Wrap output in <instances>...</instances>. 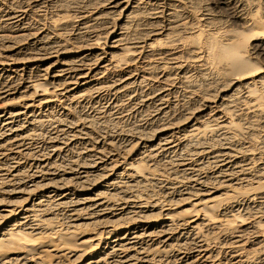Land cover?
<instances>
[{
	"label": "bare ground",
	"instance_id": "bare-ground-1",
	"mask_svg": "<svg viewBox=\"0 0 264 264\" xmlns=\"http://www.w3.org/2000/svg\"><path fill=\"white\" fill-rule=\"evenodd\" d=\"M233 1L244 12L255 15L258 13V6H260L258 2L261 0ZM187 3H189L188 0H108L109 11H102L104 14L99 12L101 15H95L93 25H88L91 26L90 28H99L103 26L106 17L109 19V16L111 18L116 14L120 15L117 26L112 32H108L109 37L104 44L106 48H102L98 42L90 43L84 39L73 46H68L65 42L52 41L51 32L56 33L71 25L66 23L68 20L65 22L60 19L62 21L60 24H48L51 31L49 36L44 33V35H35L33 39L42 44L39 52L45 50L51 54L49 63L42 61L48 60L46 57L44 59L38 57L44 54L39 52L34 60L18 59L16 51H13V54L4 53V59L0 58V80L6 82H4L5 86L15 78V75L17 77L20 72L24 73L26 70L28 74L38 70L37 73L41 75H36L39 78L42 76L39 85L37 84L39 79L37 82L30 81L31 79L27 82L25 91L31 92L30 96L25 93L19 99H12L17 89L10 88H4L0 93V97L7 101L0 109V157L3 159L6 157V160L10 156L15 159V156L22 151L27 153L28 143L36 141L39 132L41 134L43 131V128L37 129L35 126L40 124L43 127L48 124L49 118L46 121L43 119L50 116L44 113L43 117L37 119L35 117L37 115L33 116L36 110L60 103L68 111L67 107L77 100L82 102L87 97L94 96L100 89L103 88L102 91H104L105 86L100 87L104 83L108 84L107 91L115 97L124 99L131 97L128 98L130 100L135 97L136 83L144 86L149 82L152 88L148 87L150 90L147 93L141 95V91H137L141 105L146 102H156L160 108L158 111L154 109L157 113L153 118L150 114L148 115L152 118L149 127L144 129V127L136 126L138 129L135 132L139 140L137 139L138 142H135V145L125 143L123 147L118 146L117 142H113L112 136L107 138L105 133L102 138H107L108 143L105 142V145L111 148L106 150L103 148L98 152L94 151V146H91L92 150L87 144L80 142L86 139V137L84 139L85 135L88 139L94 137L89 132L93 127L97 128L96 131L103 130V125L98 124L97 120L95 122L93 119L89 122V119H86L88 122L82 123L84 126L81 124L82 127H80L79 120L76 123L77 119L74 120L63 112L62 116L54 117L53 121L49 120L56 121L55 128L53 126L47 132L49 134L52 132L49 135V144L52 148V158L49 155L51 159L62 152L66 153L69 147L74 149L72 147L76 142L78 145L80 142L83 148L75 146L76 150H79V156L76 160L71 157L73 161L68 162L66 166L58 160L52 163L49 161L50 164L48 160H44L47 157L44 158L42 153L43 160H39L41 173L38 170L39 173H37L34 169L36 174H32V177L26 180L27 184L20 183L21 185L13 191L11 189V192H5L2 186L0 187L2 194H9L8 198L0 199V264H216L217 262L221 264L220 249L222 247L230 250L231 257H229L233 261L232 264H264V230L261 229L262 224L258 221L259 216L264 218V68L253 61L251 54L248 56L244 42L237 41L239 38L236 39L234 31L232 30L233 33L230 31L232 28L229 30L231 33L227 31L228 33L223 35L221 32L211 33L213 28H218L215 30L226 28L225 23L222 22V24L214 19L209 20L210 17L203 18L201 25L205 29H199L198 23L190 19L187 11L186 13L184 11L188 10L185 8ZM59 6L61 7L62 4ZM162 6H167V13L169 12L168 19L166 18L168 24L166 30H161V26L164 27L161 19L163 21L166 15L160 10ZM17 8L20 9L18 6ZM72 8L75 9V7ZM195 8L198 9L199 5ZM25 10L19 11L22 13ZM66 10L64 8L65 12L68 11ZM9 11L8 21L19 22L21 19L19 11ZM261 11L262 19H264V8ZM250 13L249 16H253ZM256 18L249 21L247 18L250 29L245 32L246 35H253L252 38L257 36L254 34L258 25ZM53 19L52 22H54ZM258 34L261 35V32ZM22 35L20 34L17 38L19 44L20 39L24 40L26 37L22 38ZM29 37L31 39V35ZM6 39L0 36V43L6 42ZM7 40L9 43L10 40ZM108 41L109 44H107ZM68 48L71 49L67 50ZM62 49L66 50L61 51ZM32 52L30 53L34 54ZM255 55L258 57L257 54ZM192 70L203 76L205 80L202 83L199 82L200 84L191 80L188 74ZM32 76L30 75L31 78ZM157 78L161 83L154 85ZM20 80L23 81V79ZM178 80L186 95L184 104L182 103L184 107H181L183 111L181 110L180 114L179 108L177 114L174 111L175 107L174 110L171 106L162 107L166 102L169 105L168 98L174 91V94H178L180 88V85L178 88ZM18 82L19 78L17 84H20ZM44 87L46 88L39 90ZM146 104L149 106L151 103ZM111 105L110 108L116 106ZM59 108L61 110L60 106ZM121 117L124 116L120 115L119 118ZM97 119L101 120L100 116ZM24 122L29 125H22ZM126 129L129 131V128L126 127ZM62 135L65 143L59 142ZM122 149L129 153L121 160L117 158L119 155L115 156L114 153ZM76 153L78 154L77 151ZM205 156L210 157L212 163L204 161ZM209 170L215 173L209 175ZM10 173L12 180L20 176L16 171H11V168ZM6 179L8 181L5 182H11L10 178L6 177ZM7 184L5 183L6 186ZM153 192L156 195H153ZM216 194H220L217 195L220 197L217 199L222 198L226 202L225 206L217 208L215 212L203 208L201 210L203 213H200L197 208L206 200H215ZM13 195H20L21 198L12 199ZM157 195L162 197L158 198ZM181 203L183 206L185 203L190 204L192 210L188 209L189 211L182 215L177 214L173 206ZM70 206L72 209L70 208L67 220L64 219L66 222H63L60 227L56 226L53 212ZM241 210L244 211L246 219L235 222V225L231 227L229 223L234 222L231 220L232 215L239 214ZM85 228L95 230L90 238V247L86 249L66 248L67 241L59 237V234L58 238L48 240L50 242L48 247L43 246L47 242L44 241L45 239L53 238L59 232L65 231L71 234ZM189 241L192 246L189 255L174 253L180 248V246L177 248L179 243L185 244Z\"/></svg>",
	"mask_w": 264,
	"mask_h": 264
},
{
	"label": "rangeland",
	"instance_id": "rangeland-1",
	"mask_svg": "<svg viewBox=\"0 0 264 264\" xmlns=\"http://www.w3.org/2000/svg\"><path fill=\"white\" fill-rule=\"evenodd\" d=\"M1 1V5H0V36H3V37H5V38H7V39H9L10 41H9V43H8V40L6 39V42H4V43H0V58L1 59H4V53H7V54H13L12 52L13 51H16V52H18V59H21V60H25L26 61V59L27 60H30V59H32V60H34L37 56L36 55H38L37 54V52H39V49L41 48V46H42V44L40 45L39 44V42H37V41H33V39H34V37H35V35H39V34H42V35H44V33H46V35L48 34V36H49V33L51 32V31H49V28H50V25H52L53 23L54 24H60L63 20H65V22H66V20H68L66 23H70L71 25H69L68 27H66V28H64V30L62 29V30H60V31H57L56 33H58V34H61V35H58V34H56V33H50V36H51V40L52 41H56V42H58V41H60V42H65V43H67V45L68 46H73V45H75V43L77 42H79V41H86V40H88L90 43H94V42H98V43H100L101 44V46H102V48H106L107 46L106 45H104V44H106V40H108V37H109V33L108 32H112L113 31V29L117 26V21H118V19H119V14H116V16L115 17H112L111 16V18H110V16H109V19L106 17V19H104V22H103V26H100L99 28H90L92 25H93V18L95 17V15H101L100 13L102 12V11H109L108 9H109V6L107 5V3H108V0H100V1H95V0H29L30 2H32V3H28L29 1L28 0H25V2H24V0H4V2H2V0H0ZM11 3H10V2ZM28 1V2H27ZM59 1V2H58ZM68 1V2H67ZM91 1V2H90ZM94 1V2H93ZM262 1H263V3H262ZM6 2H8V3H6ZM23 2V3H22ZM39 2V3H38ZM80 2V3H79ZM93 2V3H92ZM96 2V3H95ZM100 2H102V3H100ZM106 2V3H105ZM188 2L189 3H187V4H185V5H187L185 8L186 9H188V10H184L185 11V13H186V11H187V16H189V17H191L190 19H194L198 24V27L200 26V28L199 29H205L201 24H202V22L201 21H203L204 19L203 18H209V20H213L214 19V21H216L217 20V22L218 21H220L221 23L223 22V23H225L224 24V26L226 27V28H219V30H215V29H218V28H213V30H212V28H210V30H212L211 31V33H219V32H221V35H223V34H226V32L228 31L229 32V30L233 33V31H234V33L233 34H235V37H236V39H238L237 41H239V42H241V41H243L244 42V45H245V51L247 52V54H248V56L250 55V57L253 59V61L255 62V63H257L260 67H262V68H264V51H262V50H264V19H262V11L261 10H263V8H264V0H261V1H259L258 2V4L260 5V6H258V4H257V6L259 7L258 8V13L257 14H253V13H250V12H248L247 13V11H243L242 9H240V8H238L237 6H236V4L234 3V1L233 0H188ZM192 2V3H191ZM4 3V4H3ZM13 3H14V5H13ZM17 5H16V4ZM26 3V4H25ZM38 3V4H37ZM92 3V4H91ZM191 3V4H190ZM234 3V4H233ZM12 5V6H6V5ZM20 4V5H19ZM46 4V5H45ZM58 4V5H57ZM60 4H62V6L60 7L59 5ZM64 4V5H63ZM65 4H67V5H65ZM79 4V5H78ZM106 4V5H105ZM192 4H194V6L192 5ZM196 4V5H195ZM38 5V6H37ZM43 5V6H42ZM45 5V6H44ZM70 5H71V7H70ZM77 5V6H76ZM84 5V6H83ZM96 5V6H95ZM104 7H102V6ZM185 5H183V6H185ZM188 5H190V6H188ZM197 5H199V8L197 9V8H195V7H197ZM262 5V6H261ZM16 6V7H15ZM17 6L18 7H20V9L19 8H17ZM31 8H30V7ZM34 6V7H33ZM42 6V7H41ZM64 6V7H63ZM68 8H67V7ZM90 6V8H88ZM236 6V7H235ZM33 7V8H32ZM40 7V8H39ZM57 7H59V8H57ZM69 7H70V9H69ZM72 7H75V9L74 8H72ZM79 7V8H78ZM87 7V8H86ZM95 7V8H94ZM97 7V8H96ZM98 7H102V8H98ZM165 7V8H164ZM167 6H162V8L160 9L161 11H163V13H165L166 15H164V17H165V19L163 18V21H162V19H161V22H162V25L164 26V27H162L161 26V30H166V28H167V26H168V24L166 23L167 22V14L169 15V12L167 13V10H168V7L166 8ZM262 7V8H261ZM5 8V9H4ZM10 8V9H9ZM22 8V9H21ZM30 8V9H29ZM61 8V9H60ZM64 8L65 9H67L66 11L67 12H65L64 11ZM92 8V9H91ZM236 8V9H235ZM16 9V10H15ZM25 9H27V10H25ZM77 9V10H76ZM88 9V10H87ZM95 9H96V11H95ZM98 9V10H97ZM192 9V10H191ZM9 10H13V11H19V10H21V11H23V10H25L24 12H22L21 13V11H19L18 12V14L20 15V17H21V19H20V21L18 22V21H15V20H13V21H8V18H7V14H9L10 13V11ZM74 10H76L75 12H74ZM79 10V11H78ZM86 10V11H85ZM93 10V11H92ZM194 10V11H193ZM205 10V11H204ZM6 11V12H5ZM70 11V12H69ZM84 11V12H83ZM88 11V12H87ZM91 12V14H90V12ZM165 11V12H164ZM199 11H201L200 13H199ZM38 12V13H37ZM73 12H74V14H73ZM77 12H79V13H77ZM94 12V14H92ZM100 12V13H99ZM192 12H194V13H192ZM205 12V13H204ZM242 12V13H241ZM96 13V14H95ZM103 14H104V12H102ZM188 13H190V14H188ZM207 14L206 16L205 15H203V14ZM247 13V14H246ZM249 13H250V15H253V16H249ZM76 14V15H75ZM89 14V15H88ZM196 14H198V16L196 15ZM242 14V15H241ZM244 14V15H243ZM29 15V16H28ZM65 15V16H64ZM75 15V16H74ZM240 15V16H239ZM246 15V16H245ZM58 17V20H56L57 19V17ZM60 16H61V18H60ZM62 16H63V18H62ZM67 16V17H66ZM70 16H72V17H70ZM80 16V17H79ZM195 16V18H193V17ZM212 16V17H211ZM236 16H237V18H236ZM250 18H249V17ZM24 17V18H23ZM56 17V18H55ZM199 17V18H198ZM246 17V18H245ZM257 17V18H256ZM4 18H6V19H4ZM53 18H55V19H53ZM66 18V19H65ZM78 20H77V19ZM113 18H114V20H113ZM167 18V19H166ZM241 18H245L244 20H242ZM247 18H248V21H249V19H257V21H258V25L260 26H258L257 25V29H256V33L259 31V32H261V35L260 34H256V33H254L255 35H257V36H255V38H252V36L253 35H246V32H245V30L247 31V29L249 30L250 28V26H249V23H247ZM1 19H3V20H1ZM33 19V20H32ZM38 19V20H37ZM52 19L54 20V22H52ZM62 21H61V20ZM75 19V20H74ZM80 19V20H79ZM143 19V18H142ZM197 19V20H196ZM199 19V20H198ZM202 19V20H201ZM37 21V22H35V21ZM89 20V21H88ZM111 20V21H110ZM112 20H113V22H112ZM15 21V22H14ZM21 21L23 22L22 24H21ZM40 21V22H39ZM56 21H57V23H56ZM246 21V22H245ZM9 22V23H8ZM17 22V23H16ZM30 22V23H29ZM33 22H35L34 24H33ZM43 24H42V23ZM48 22V23H47ZM52 22V23H51ZM81 22V23H80ZM86 22V23H85ZM108 22V23H107ZM150 22V21H149ZM6 23H8V24H6ZM27 23H29L28 24V26H27ZM42 24V25H40V24ZM74 23V24H73ZM77 23V24H76ZM110 23V24H109ZM113 23V24H112ZM222 23V24H223ZM226 23H228L227 25L228 26H226ZM246 23V24H245ZM15 24V25H14ZM48 24H50V25H48ZM53 24V25H54ZM200 24V25H199ZM248 24V25H247ZM6 27H5V26ZM19 27H18V26ZM22 25V26H21ZM38 25V26H37ZM74 25V26H73ZM88 25H91V26H88ZM108 27H106V26ZM111 25V26H110ZM230 25V26H229ZM33 28H32V27ZM35 26V27H34ZM37 26V27H36ZM49 26V27H48ZM249 26V27H248ZM2 27V28H1ZM8 27V28H7ZM24 27V28H23ZM26 27V28H25ZM44 27H45V29H44ZM229 27V28H228ZM22 28V29H21ZM30 28H31V30H30ZM39 28H40V30H39ZM42 28V29H41ZM84 30H83V29ZM104 28H106V29H104ZM163 28H165V29H163ZM246 28V29H245ZM4 29V30H3ZM8 29V30H7ZM15 29H17V30H15ZM46 29H48V31L46 30ZM70 31H69V30ZM86 29V30H85ZM89 29V30H88ZM98 29H99V31H98ZM225 29V30H224ZM228 29V30H227ZM261 29H262V31H261ZM4 32H3V31ZM6 30V31H5ZM11 30V31H10ZM13 30V31H12ZM33 30V31H32ZM35 30V31H34ZM44 30V31H43ZM91 30V31H90ZM224 30V31H223ZM233 30V31H232ZM18 31V32H17ZM21 31V32H20ZM65 31L67 32L66 34H65ZM68 31H69V33H68ZM73 31V32H72ZM90 31V32H89ZM93 31V32H92ZM16 32V33H15ZM37 32H38V34H37ZM40 32V33H39ZM227 32V33H228ZM231 32H229V33H231ZM238 32H240V33H238ZM5 33V34H4ZM8 33V34H7ZM10 33V34H9ZM27 33V34H26ZM33 35H32V34ZM63 33V34H62ZM243 33H245V34H243ZM19 34V35H18ZM20 34L22 35V34H25V35H22L21 37L22 38H24L25 36V38H24V40L23 39H20V44H19V41L17 40V38L20 36ZM31 35V39H30V35ZM52 34V35H51ZM55 34V35H54ZM232 34V35H233ZM237 34V35H236ZM239 34V35H238ZM6 35V36H5ZM28 35V36H27ZM66 35V36H65ZM260 37H259V36ZM12 36H15V37H12ZM24 36V37H23ZM62 38H60V37ZM77 36H79V37H77ZM81 36V37H80ZM234 36V35H233ZM263 36V37H262ZM55 37V38H54ZM56 37H58V38H56ZM65 37V38H64ZM77 37V38H76ZM238 37V38H237ZM242 37V38H241ZM251 38V39H247V38ZM28 38V39H27ZM53 38V39H52ZM67 38V39H66ZM82 38V39H81ZM256 38H258V40L256 39ZM260 38V39H259ZM30 39V40H29ZM65 39L67 40V41H65ZM84 39V40H83ZM252 39H254V40H252ZM29 40V41H28ZM71 40V41H70ZM72 40H74V41H72ZM77 40V41H76ZM15 41V42H14ZM25 43H24V42ZM23 42V44L21 45V43ZM34 42V43H33ZM12 43V44H11ZM37 43V44H36ZM259 43H260V45H259ZM262 43V44H261ZM8 44V45H7ZM17 44H18V46H17ZM27 44V45H26ZM39 44V45H38ZM107 44H109V41H108V43ZM257 44H258V46H257ZM12 45H13V47H12ZM29 45V46H28ZM33 45H35V46H33ZM11 46V47H10ZM260 46V47H259ZM262 46V47H261ZM32 47H34V48H32ZM75 47V46H74ZM247 47V48H246ZM257 47H259V48H257ZM76 49H79V47L77 48V47H75ZM253 48V49H252ZM256 49V51H254L255 49ZM37 49V50H36ZM69 49H71V48H68L67 50H69ZM258 49V50H257ZM29 50V51H28ZM35 50V51H34ZM64 50H66V49H62L61 51H64ZM20 51V52H19ZM25 51H27V53L25 52ZM32 51H34V52H32ZM22 52V53H21ZM24 52L27 54H24ZM30 52H32V53H34V54H31ZM252 52H253V54H252ZM258 52V53H257ZM30 53V54H29ZM40 54L41 53H44V54H46V53H48V55H44V54H41L40 56H38V57H42L43 59L46 57V59H48V60H42V61H45L44 63H49V59H50V55L51 54H49V52H45V50H44V52H43V50L42 51H40L39 52ZM20 54V55H19ZM255 54H257V56L258 57H256V55ZM260 54V55H259ZM31 55V56H30ZM44 55V56H43ZM253 56V57H252ZM31 57V58H30ZM260 57V58H259ZM23 58H25V59H23ZM29 58V59H28ZM257 58H259V59H257ZM51 61V60H50ZM41 63H43V62H41ZM261 63V64H260ZM42 65V64H41ZM167 67V66H166ZM37 71L38 70H33L32 72H30L29 74H28V72H27V70L23 73V72H20L19 74H18V76L16 77V75H15V78L11 81V82H9L8 84H6V86H5V81H2V80H0V86H1V90H0V93L2 92V90L4 89V88H10V89H13V90H16L17 89V93L15 94V95H13V97H12V99H19V97L21 98V97H23L24 96V94L25 93H27L29 96L32 94L31 92H27V91H25V88H26V85H27V82H29V79H31L30 81H36L37 82V79H39L38 80V82H37V84L39 85V83H41V79H42V76H41V78H39L38 76H40L41 75V73H37ZM193 71V70H192ZM190 72L189 74H188V76L190 75V79L191 80H193V81H197V84L200 82V83H202L205 79H203L204 77L203 76H201V75H199V73H197L196 71H193V72ZM137 73V72H136ZM194 73V74H193ZM21 74H23V76L21 77ZM36 76H35V75ZM44 74H45V72H44ZM43 73H42V75H44ZM138 74H140V73H138ZM28 75V76H27ZM30 75H33L32 76V78L30 77ZM198 77H196V76ZM28 77V78H27ZM192 77V78H191ZM18 78H19V82H20V84H17V81H18ZM36 78V79H35ZM194 78V79H193ZM199 78H201V79H199ZM16 79V80H15ZM20 79H23V81H21ZM26 79V80H25ZM196 79V80H195ZM25 80V81H24ZM156 81V83H154V85H158V84H160L161 83V81L159 80V78H157V79H155ZM158 80V81H157ZM201 80V81H200ZM160 81V82H159ZM2 82V83H1ZM5 82V83H4ZM18 82V83H19ZM24 82H26V83H24ZM178 88H179V85H180V82H179V80H178ZM199 83V84H200ZM43 84V83H42ZM20 85V86H19ZM136 85H138V83H136L135 84V87H134V93H136L134 96L135 97H132V99H128V98H131V97H126L125 99L123 98V97H115L113 94H111V93H109L108 91H107V88H106V86H108V84L107 83H104V85H101L100 87H103V86H105L104 87V91H102L103 90V88L102 89H100L99 90V92H97V93H95V95L94 96H90V97H87L86 98V100H84V101H82V102H79L80 100H77L76 102H74L72 105H70L69 107H67L68 108V111H67V109L65 108V107H63L62 106V104H60V103H55L54 105H52V106H50V107H44V108H41V109H39V110H36V112L34 113V115L33 116H35V115H37V116H35L37 119L39 118V117H43V115H44V113H46L45 115H47V116H50V117H47V118H44L43 120H47L48 118V120H47V122H48V124H46L45 126L43 125V127H41V125L40 124H37L38 126H35V127H37V129H40V128H43V131H42V133L40 134V132H39V134H38V136H37V139H36V141H34V142H32V143H28V147H29V149H30V151H29V149L27 150V153H26V151H22L21 153H19V154H17L16 156H15V159H12L13 157H7V160H6V157H4L5 159H3V158H1L0 157V181L2 182H0V187L5 191V192H11V189H12V191H13V189H17L19 186L18 185H21L20 183H22V185H25V184H27V181L30 179V177H32V174H36L34 171V169H36V172H37V170L41 173V164H40V162H39V160L41 159V160H43V156H44V158L45 157H47V158H45L44 160H48V162L49 161H51V163L52 162H54V161H56V160H58V162H62V165L63 166H66V165H68L69 163L68 162H70V161H73L72 160V158L74 159V160H76L77 158H78V156H79V150H76L78 147L79 148H83V146H81L80 145V142H81V144L83 143H85V144H87L88 145V147H89V149H92L93 150V148H94V151H97L98 152V150L99 151H101V150H103V148L106 150L107 148H111V147H108L107 145H105L106 143H108L107 142V138L109 137V136H112V138H113V142L114 143H116L118 146L120 145L121 147H123V145H125V143L126 144H134L135 142L137 143L138 142V137L136 136V132H137V129L139 128V127H144V129H145V127H149V125L152 123L151 121H152V118L156 115V113H157V111L160 109V108H158V105H157V103L156 102H146V103H148V104H150L149 106L151 107H149L146 103H144L143 105H141L142 103H141V99H140V95H139V92H137V91H141L140 92V94L142 95V93L144 94V93H147L148 92V90H150L152 87H151V84H149V82L148 83H146V84H144V86L146 85H148L147 87L145 86H141L140 84L138 85V86H136ZM150 85V86H149ZM2 86H3V88H2ZM15 86V87H14ZM139 86H141V87H139ZM13 87V88H12ZM18 87V88H17ZM20 87V88H19ZM145 89H144V88ZM148 87H150V89L148 88ZM182 86L180 85V88L178 89V94H174V92H173V94H171L170 96H169V98H168V101H170V103H169V105H168V103L166 102V103H164V105L162 106L163 108H164V106H165V108L166 107H168L169 108V106H171V109L172 110H174L175 108H176V110H174V111H176L177 112V114H178V108H179V114H180V112H182L183 111V107H184V105H182V103L184 102V99H185V97H186V95L184 94V91H183V87L181 88ZM46 87H44V88H38L39 90H42V89H45ZM138 88V89H137ZM140 89V90H139ZM142 89H143V91H142ZM145 90V91H144ZM23 91H24V93H23ZM102 91V92H101ZM107 91V92H106ZM19 92V93H18ZM22 92V93H21ZM21 93V94H20ZM105 93V94H104ZM138 93V94H137ZM169 93V92H168ZM170 93H171V91H170ZM181 93H182V95H183V97H182V95H181ZM26 94V95H27ZM104 94V95H103ZM19 95H21V96H19ZM102 95V96H101ZM108 95V97H106ZM113 95V96H112ZM178 96V98H177V96ZM16 96V97H15ZM104 96V97H103ZM173 96H174V98H173ZM114 97V98H113ZM139 97V98H138ZM95 98V99H94ZM97 98V99H96ZM105 98H106V100H105ZM113 98V99H112ZM117 98H119V99H117ZM134 98V99H133ZM182 98V99H181ZM115 99V100H114ZM119 100V101H117V100ZM126 99H127V101H128V103H127V101H126ZM182 101H181V100ZM94 100V101H93ZM112 100V101H111ZM122 100L124 101V102H122ZM177 100V101H176ZM108 101H109V103H108ZM173 101V102H172ZM6 100L5 99H2L1 97H0V109L6 104ZM84 102V103H83ZM90 102V103H89ZM100 102V103H99ZM126 102V104H124ZM175 102V103H174ZM180 103V105H179V103ZM212 102H214V101H212ZM123 104V106H122V104ZM135 103H136V105H138V107L135 105ZM138 103V104H137ZM153 103V104H152ZM57 104V105H56ZM76 104H78V105H76ZM80 104V105H79ZM83 106H82V105ZM111 104H113V105H111ZM122 106H120V105ZM130 105V107L128 106V105ZM133 104V105H132ZM165 104H167V105H165ZM171 104V105H170ZM178 104V105H177ZM184 104V103H183ZM107 105V106H106ZM110 105L111 106H115L114 108L113 107H111V108H113V109H111L110 108ZM140 105V106H139ZM154 105H155V108H154ZM175 105H177V106H175ZM212 105H214V104H212ZM59 106L61 107V110H60V108H59ZM76 106V107H75ZM103 108H102V107ZM109 106V107H108ZM127 106L129 107L128 108V110H127ZM135 106V107H134ZM145 106V108H143ZM146 106H147V108H146ZM173 106V107H172ZM52 107V108H51ZM62 107H63V109H62ZM70 107H72L71 109H70ZM78 107V108H77ZM100 107V108H99ZM106 107V108H105ZM118 107V108H117ZM123 107H124V109H123ZM135 108L134 110H133V108ZM175 107V108H174ZM182 107V108H181ZM45 108H47V109H45ZM54 108V109H53ZM64 108L66 109V110H64ZM96 108V109H95ZM132 108V109H131ZM44 109V110H43ZM56 109V110H55ZM74 109V110H73ZM75 109H76V111H75ZM100 109V110H99ZM115 109H117V110H115ZM120 109H122V110H120ZM128 111L127 113L125 112L126 110ZM143 109H145L144 111H143ZM154 109L155 110H157V111H154ZM46 110V111H45ZM72 110H73V112H72ZM114 110V111H113ZM130 110V111H129ZM147 110L149 111V112H147ZM152 110V111H151ZM182 110V111H181ZM51 111V112H50ZM52 111H53V113H52ZM95 111H97L96 113H95ZM100 111H102V113L100 112ZM104 111V112H103ZM120 111H124L123 113H121ZM133 111V112H132ZM143 111V112H142ZM151 111V112H150ZM39 112V113H38ZM48 112H50V113H48ZM62 112H63V114H68V116L70 117V118H72V119H77L76 120V123H78L79 121L81 122L82 120H84V121H82L81 123L79 122V126L80 127H82V125L83 124H86L88 121L89 122H92L93 121V119H94V121L96 122V120H97V123L99 124V123H101V125H103L102 126V128H103V130L100 132L99 130L98 131H96L97 130V128H95V127H93L89 132H91V134H93V136L95 137H90L89 139H88V136H84V139H85V137H86V139L85 140H83V142L82 141H80L79 142V145H78V142H76V144L72 147V148H74V149H71L70 147L66 150V153L65 152H62V153H60V154H58V155H56V156H54V158L53 159H51L52 158V148H51V145L49 144V135H51L52 134V132H50V134L49 133H47V132H49L50 131V128L52 129V127L54 126V128H55V122H51V121H53L54 120V117H57V116H62ZM70 112V113H69ZM75 112V113H74ZM111 112H113L112 113V115H111ZM119 114H118V113ZM132 112V113H131ZM50 114V115H48V114ZM61 113V114H60ZM107 113H110L109 115H111V116H109V115H107ZM116 113V114H115ZM129 113V114H128ZM146 113H148V114H146ZM153 113V114H152ZM155 113V114H154ZM43 114V115H42ZM72 114V115H71ZM98 114V115H97ZM113 114H115V115H113ZM124 114H126V115H124ZM150 114V116H152V118L151 117H149L148 115ZM55 115V116H54ZM117 115V116H116ZM119 115V116H118ZM120 115H122V116H124V117H121V119L119 118L120 117ZM129 115H131V116H129ZM86 116V117H85ZM97 116V117H96ZM99 116H100V119L101 120H98L97 118H99ZM105 116H106V118H105ZM108 116H109V118H108ZM148 116V117H147ZM75 117V118H74ZM96 117V118H95ZM104 117V118H103ZM129 117V118H128ZM92 118V119H91ZM102 118H103V120H102ZM115 118V119H114ZM118 118V120H116ZM125 118V119H124ZM81 119V120H80ZM86 119L88 120L87 122H86ZM107 119V120H106ZM112 119V120H111ZM114 119V120H113ZM147 119V120H146ZM151 119V120H150ZM49 120H51V121H49ZM79 120V121H78ZM116 120V121H115ZM126 120V121H125ZM42 121V120H41ZM99 121H101V122H99ZM104 123H103V122ZM108 121H110L109 123H108ZM115 121V122H114ZM121 121H122V123H121ZM146 121V122H145ZM75 122V121H74ZM119 122H120V124H119ZM125 124H124V123ZM150 122V123H149ZM33 123V122H32ZM83 123V124H82ZM103 123V124H102ZM108 123V124H107ZM112 123V124H111ZM115 123V124H114ZM135 123H143L142 125H138V124H135ZM29 125L27 122H24V123H22V125ZM53 124V125H52ZM82 124V125H81ZM106 124H107V126H106ZM111 126H110V125ZM113 124H114V126L116 125L119 129H121V130H119L117 127H114L113 126ZM118 124H119V126H118ZM134 124H135V126H134ZM109 125V126H108ZM121 125H124V126H121ZM133 125V126H132ZM49 126V128H47V127ZM84 126V125H83ZM138 128H137V127ZM108 128V129H106V128ZM110 127V128H109ZM124 127V128H123ZM126 127L127 128H129V131H128V129H126ZM136 127V128H135ZM105 128V129H104ZM114 129V130H112V129ZM119 131H117L116 129ZM134 128V129H133ZM47 130V131H45V130ZM133 129V130H132ZM105 130H107V131H105ZM112 132H110V131ZM125 130V131H124ZM95 131V132H94ZM121 131H123V132H121ZM127 131L129 132V134H131V135H129L128 133H127ZM132 131V132H131ZM136 131V132H135ZM97 132H100V133H97ZM104 132V133H103ZM125 132V133H124ZM135 132V133H134ZM45 133H47V135L45 134ZM96 133L99 135V137H98V135H96ZM105 133H107V135H105ZM118 133V134H117ZM122 133V134H121ZM112 134V135H111ZM113 134H114V136H113ZM117 134V135H116ZM105 135V137H107V138H102L103 136ZM127 135V136H126ZM47 136H48V138H47ZM101 136V137H100ZM136 136V137H135ZM39 137V138H38ZM46 138V139H45ZM63 138V139H62ZM122 138V139H121ZM136 138V139H135ZM88 139V140H87ZM92 139H94L95 141H96V143H94L95 141H93ZM100 139V140H99ZM121 139V140H120ZM124 139V140H123ZM138 139V140H137ZM144 139V138H143ZM117 140V141H116ZM121 141V142H119V141ZM129 140V141H128ZM61 141L63 142V143H65L64 142V137H63V135H62V137H61V139H60V143H61ZM77 141V140H76ZM88 141V142H87ZM92 141H93V143H92ZM98 141V142H97ZM128 141V142H127ZM132 141V142H131ZM134 141V142H133ZM144 141V140H143ZM47 142H48V144H47ZM91 142V143H90ZM102 142H104V144L102 143ZM106 142V143H105ZM113 143V144H114ZM43 144H45V145H43ZM90 144V145H89ZM102 144V145H101ZM50 145V146H49ZM98 145V146H97ZM135 145V144H134ZM43 146H45L44 147V149H43ZM75 146H77V148L75 147ZM93 148H92V147ZM103 146V147H102ZM38 147V148H37ZM97 147H99V149L97 148ZM35 148V149H34ZM50 151H49V150ZM71 149V150H70ZM33 150V151H32ZM47 150H48V152H47ZM37 151V152H36ZM75 151V152H74ZM76 151L78 152V154L76 153ZM123 151V152H122ZM122 151L121 150H119L118 152H116V153H114V155L116 156H118L117 158H119V159H124V155H125V157L128 155V151H125V149H122ZM25 152V153H24ZM37 154H36V153ZM41 152V153H40ZM50 152V153H49ZM68 152V153H67ZM73 154H72V153ZM122 152V153H121ZM126 152V153H125ZM28 153H33V154H28ZM35 153V154H34ZM42 153L44 154L43 156H42ZM118 153H120V154H118ZM22 154H24L23 156H22ZM41 154V155H40ZM48 154V155H47ZM70 154V155H69ZM21 155V156H20ZM30 155V156H29ZM36 157V158H38V159H36L34 156ZM37 155V156H36ZM46 155V156H45ZM51 156V158H50V156ZM64 157H63V156ZM123 155V156H122ZM60 156H62V157H60ZM67 156V157H66ZM74 156V157H73ZM41 157V158H40ZM59 157V158H58ZM70 157V158H69ZM72 157V158H71ZM123 157V158H122ZM9 158H10V161H8L9 160ZM19 160H18V159ZM33 158H34V160H33ZM49 158V159H48ZM208 158H209V161H208ZM4 161H3V160ZM55 159V160H54ZM67 159V160H66ZM70 159V160H69ZM207 159V160H206ZM6 160V161H5ZM11 160H13V161H11ZM18 160V161H17ZM21 160V161H20ZM9 163H8V162ZM66 161V162H65ZM204 161H207V162H211L212 163V161H211V159H210V157H208V156H205V158H204ZM10 162H11V164H10ZM18 162H20V164L18 163ZM57 162V163H58ZM15 163V164H14ZM50 163V162H49ZM50 163V164H51ZM56 163V164H57ZM4 164V165H3ZM26 164V165H25ZM32 164V165H31ZM39 164V165H38ZM38 165V167H36ZM1 166H4V167H1ZM8 166H11V167H8ZM14 166V167H13ZM32 166V167H31ZM13 167V168H12ZM174 167V166H173ZM7 168V170H5ZM10 168H11V171H16L17 173H18V175H20L17 179H15V180H12V178H11V173H10ZM31 168V169H30ZM40 170H39V169ZM1 169H3L2 171H1ZM34 170V171H33ZM211 170H215V169H211ZM211 170H209V175L211 174V175H213L215 172L214 171H211ZM23 171V172H22ZM63 171V170H62ZM61 171V172H62ZM211 171V172H210ZM8 174H7V173ZM39 172H37V173H39ZM207 173V172H206ZM24 174H27V175H25L24 176ZM3 175H5V176H3ZM2 177V178H1ZM6 177L9 179V181H11V182H5V181H8L7 179H6ZM26 177V178H25ZM6 180H5V179ZM21 179V180H20ZM27 180V181H26ZM21 181V182H20ZM48 180L46 179V182H47ZM13 182V183H12ZM19 182V183H18ZM44 183H45V180L43 181ZM5 183H8L7 184V186L5 185ZM10 183H11V185L13 186H11L10 185ZM4 184V185H3ZM9 186V187H8ZM5 187V188H4ZM16 187V188H15ZM7 190V191H6ZM10 190V191H9ZM156 192V191H155ZM155 192H153L152 194L153 195H156V193ZM3 192H0V199H2V197H4L5 199L6 198H8V196H9V194H2ZM158 194V193H157ZM217 195H220V194H216V195H214V197L216 198L215 200H213V201H211V200H206V202L205 203H203L199 208H197V210L200 212V213H203L201 210L203 209V208H205L206 210H208V211H216V210H218L219 208H221V207H223V206H225V203L226 202H224L223 200H222V198L221 199H217V198H220L219 196H217ZM157 197L158 198H161L162 196H159V195H157ZM11 198L13 199H17V198H21V196L20 195H13V196H11ZM213 203V204H212ZM212 204V205H211ZM186 205V206H185ZM212 206V207H211ZM178 207V208H177ZM184 207V208H183ZM188 207V208H187ZM72 209V207L70 206V207H66V208H60V209H56V211L55 212H53V215H55L54 216V219H55V224H56V226H58V227H60L62 224H63V222H66L65 220H67V218L69 217L68 216V214L70 215V211H71V209ZM201 208V209H200ZM218 208V209H217ZM173 209H175L174 211H176V213L177 214H180V215H182L183 213H185V212H188L189 210H192V208L190 207V204H188V203H185L184 204V206H183V203H181V204H177V205H174L173 206ZM189 209V210H188ZM200 209V210H199ZM59 210V211H58ZM65 211V212H64ZM62 212V213H61ZM241 212V213H240ZM240 212H238L239 214H233L232 215V217L231 218H233V219H231V220H233L234 222L233 223H229L230 225H231V227H233L234 225H235V222H237V221H242L243 220V218L245 217V213H244V211H240ZM56 213V214H55ZM62 215H61V214ZM65 214V215H64ZM242 214L244 215V216H242ZM67 215V216H66ZM64 216V217H63ZM236 216V217H235ZM59 217V218H58ZM156 218L158 217V216H155ZM66 218V219H65ZM259 218V220L258 221H260V224H262V225H260V227H261V229H263L264 230V218L263 217H261L260 218V216L258 217ZM65 219V220H64ZM246 218H244V220H245ZM58 220V221H57ZM62 220V221H61ZM234 224V225H233ZM233 225V226H232ZM65 232V231H64ZM64 232H59V233H57L55 236H53V238L52 237H49V239H45L44 241H47L46 243H44L43 244V246H46V247H48L49 245H50V242H48V240H50V241H52L53 239H56V238H58V234H59V237H62V239H64V240H66L67 241V243H66V248H70V249H72V250H80V249H86V248H88V247H90V244H91V237L93 236V234L95 233V230H93L92 228H85V229H80V230H78V231H76V232H73V233H71V234H69L68 232L66 233H64ZM178 244V243H177ZM180 246V248L178 249V250H176L174 253H184V254H188L189 255V253L191 252V244H190V241L189 242H187V243H185V244H181V243H179L178 245H177V248ZM185 246V247H184ZM190 247V248H189ZM185 248V249H184ZM223 248V247H222ZM222 248L220 249L221 250V255H220V260L222 261V263L221 264H232L233 263V261L232 260H230L231 258V254H229V252H230V250H228V248L226 247V249L225 248H223V250H222ZM180 249H182V250H180ZM186 250V251H185ZM228 250V251H227ZM181 251H183V252H181ZM186 253H185V252ZM226 253V254H225ZM225 254V255H224ZM229 254V255H228ZM223 256V257H222ZM226 256V257H225ZM230 256V257H229ZM222 258H223V260H222ZM226 258H227V260H226ZM225 259V260H224ZM173 260H175V258H173ZM230 261H231V263H230ZM224 262V263H223ZM228 262V263H227ZM216 264H220V263H216Z\"/></svg>",
	"mask_w": 264,
	"mask_h": 264
}]
</instances>
